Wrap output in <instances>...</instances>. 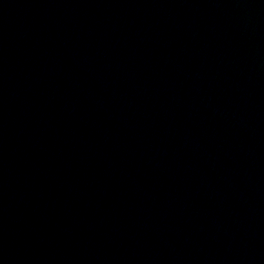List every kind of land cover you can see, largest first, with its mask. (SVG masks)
Instances as JSON below:
<instances>
[{"label": "water", "instance_id": "95a60500", "mask_svg": "<svg viewBox=\"0 0 264 264\" xmlns=\"http://www.w3.org/2000/svg\"><path fill=\"white\" fill-rule=\"evenodd\" d=\"M0 264H264V0H0Z\"/></svg>", "mask_w": 264, "mask_h": 264}]
</instances>
